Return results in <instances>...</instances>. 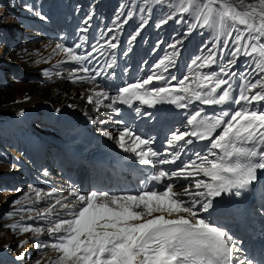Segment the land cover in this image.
<instances>
[{
	"label": "snow or ice",
	"instance_id": "snow-or-ice-1",
	"mask_svg": "<svg viewBox=\"0 0 264 264\" xmlns=\"http://www.w3.org/2000/svg\"><path fill=\"white\" fill-rule=\"evenodd\" d=\"M140 11L149 13L141 17L142 29L149 23L151 9ZM177 14L194 16L185 35L198 27L216 33L215 40L190 59L179 77L173 69H177L183 41L176 39L168 45L171 51L144 78L110 88L97 82L99 77H116L119 37L110 34L123 29L134 15L132 11L123 21L121 12L113 21L115 27L100 33L103 43L89 45L88 37L81 35L74 46L55 44L53 52L63 53L64 63L78 66L67 70L64 78L93 86L85 99L97 113L103 108L119 114L118 106L124 105L137 115L151 116L142 112V106L171 105L182 111L184 119L170 130L162 150L155 148V137L123 120L116 121L121 125L116 135L101 130L103 137L114 140L135 163L155 170L139 179L133 190L93 188L85 192L73 187L64 195L56 188L44 193L30 186L23 199L32 207L22 210L32 211L36 204L54 200L36 217H29L47 221L51 243L38 241L36 247H50L57 253L49 264H264V259L244 255L236 236L220 223L227 212L225 197L255 192L264 180V0H181L176 11L160 19L156 27L166 25ZM92 19L88 15L78 31L87 33ZM138 35L139 29L129 44ZM84 48L90 50L78 51ZM130 51L122 55L126 57ZM101 58L103 64L92 67ZM241 58L249 67L238 72ZM44 74L51 79L48 69ZM55 75L61 77L62 73ZM197 104L202 107H195ZM206 107L220 111L209 114ZM88 119L94 122L92 117ZM100 123L108 121L101 119ZM198 142H207L205 150L192 148ZM163 165L174 167H159ZM13 203L20 204L21 199ZM257 214L264 218V203ZM9 227L15 230L20 225ZM21 230L42 234L44 227L27 225ZM24 255L17 259L23 260Z\"/></svg>",
	"mask_w": 264,
	"mask_h": 264
},
{
	"label": "rangeland",
	"instance_id": "rangeland-1",
	"mask_svg": "<svg viewBox=\"0 0 264 264\" xmlns=\"http://www.w3.org/2000/svg\"><path fill=\"white\" fill-rule=\"evenodd\" d=\"M245 2H254V0H245ZM108 3L109 0H0V252L6 254L7 247L9 250L11 246L14 247V250L9 252L11 255L6 254L11 259L3 258L0 264H37L38 261L40 264H49V259L54 258L51 252H39L36 243L32 245L35 250H30L25 245L26 241H30L27 238L34 242V236L39 234L24 232L21 230L22 227L27 225L40 227L42 224H37L40 219L36 221L29 219L36 209L22 210L29 207L23 196L24 193L29 192L30 186L39 189L44 186V177L39 172L44 171L45 166L36 161L31 147L30 137L38 134L35 120L33 128L24 130L22 125L14 122L12 109L33 97L37 98L35 102L51 100L54 97L55 100L67 97L61 100L62 103L68 101V96L61 92L54 95L50 88V84L64 80L57 77L55 72L61 71L65 74L69 66L68 63H64L66 58L63 53L55 56L56 53L53 52L55 44L63 42L70 35L78 39L81 35H86L90 42L103 43L100 33L106 32L108 28H114L113 21L121 12L124 13L118 6L130 5L129 0H121L119 5L111 8L108 7ZM129 8L130 6L127 11ZM143 13L146 15L147 11ZM166 13L160 19L167 17ZM88 15L93 16L89 31L80 33L78 29L84 27L83 21ZM125 18L123 15L120 19L123 21ZM131 19L132 17L128 19V23L123 25L121 31L110 34L119 37L120 47L116 50L130 48L132 55L133 49L136 48L143 57L153 61L157 53L160 56L158 61L166 51H171L168 45L180 39L183 43L178 64L185 59L189 62L199 54L204 45H210L216 37V33L210 29L207 38L196 36L190 39V36L185 35L188 32L186 30L188 25L187 22H183V17H179L182 22L174 21L173 30L176 31L174 35L170 34L169 23L166 27L165 25L156 27L160 19L154 26L148 23L142 29H140L142 21L138 13ZM138 29L140 35L129 44L131 36L135 35ZM48 46H53L52 51L48 55H43L44 51L49 50ZM156 48L158 51H154ZM46 58H49V62L45 61ZM128 61L133 62L130 56ZM101 62L103 63V58L99 60L100 65ZM248 67L247 63L243 64L240 60L236 70L239 72ZM45 69L52 73L51 79L45 76ZM69 101L73 103L71 107L75 109L80 105L72 100ZM18 159H22L23 163L18 162ZM15 189L21 191L17 192ZM17 198L21 199L20 204L13 203ZM10 212L15 214L9 217ZM9 225H20V227L13 230ZM21 255H24V259L18 260L17 257Z\"/></svg>",
	"mask_w": 264,
	"mask_h": 264
},
{
	"label": "bare ground",
	"instance_id": "bare-ground-1",
	"mask_svg": "<svg viewBox=\"0 0 264 264\" xmlns=\"http://www.w3.org/2000/svg\"><path fill=\"white\" fill-rule=\"evenodd\" d=\"M47 49H49V51H44L43 55H48L49 52L52 51L53 46H48ZM84 49H89V48H84ZM133 50H134V54L131 55L133 62L131 63L125 59V56L122 55L123 52L121 51L116 52L118 53L116 54L117 63H118V67L116 69L118 70L115 69L116 77L114 79L99 77V79L103 83H105L106 86H108V88H110V86L113 85H122L124 83H131L138 79L144 78L148 74L149 69L152 67V63L155 64L157 62V59L160 58V56L157 53L156 59L155 61H153L152 59L143 57L140 54L139 49L134 48ZM57 55L58 53H56L55 56ZM129 55L130 52L127 56ZM48 59L49 58H46L45 61H47ZM187 63H188L187 59L180 61V63L177 65L178 70L173 69V74L177 75L178 77L182 76L184 74L185 66L187 65ZM125 68L128 69L127 73L124 72ZM59 78L57 79V81L59 80ZM50 85H51L50 88L54 92L53 93L54 95H56L58 92H61L65 96H68V101H65L63 103L61 102L62 99L67 98L64 96L65 98H58L57 100H55L56 98L54 97L51 98V100H41V102H35L37 98L33 97L31 100L16 105V107L12 109L14 110L13 116L15 121L22 124L23 126H28L29 123L34 118L41 119L44 122L45 125L44 128L48 126V131H43L42 134L40 135V138L38 134L35 138L31 139L33 155L37 159L39 158L40 152L47 150V147L51 145V137H50L51 133H53L55 136L58 137H63L67 134L68 130L70 129V126L73 124V122L76 119H78L75 115L76 113H78V110H81L83 112V115L80 116V118L85 116L93 117L94 115L92 110L93 105L88 104L85 99V97L90 94L89 93L90 87L87 86L88 83L86 82L72 83L70 80L64 79L62 81H58ZM69 96H71L72 98ZM81 97H83L84 99H82ZM69 100H72L76 103H80L79 107H77V109L71 107L73 103H71V101ZM67 107L70 108L67 109ZM48 109L50 111H48ZM53 109L54 111H52ZM56 109H59L60 111H56ZM205 109H215L220 111V109L217 107H206ZM21 110H23V115H18V113H20ZM41 144H42V148L39 147V145ZM205 146L206 145L201 146L199 150L200 151L205 150ZM18 162L23 163V160L18 159ZM57 186L58 184L53 185L54 188H57ZM1 256L9 258V256L0 253V257Z\"/></svg>",
	"mask_w": 264,
	"mask_h": 264
},
{
	"label": "trees",
	"instance_id": "trees-1",
	"mask_svg": "<svg viewBox=\"0 0 264 264\" xmlns=\"http://www.w3.org/2000/svg\"><path fill=\"white\" fill-rule=\"evenodd\" d=\"M169 1L172 2L173 8H175L179 4V2H181L180 0H169Z\"/></svg>",
	"mask_w": 264,
	"mask_h": 264
}]
</instances>
